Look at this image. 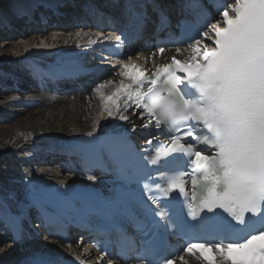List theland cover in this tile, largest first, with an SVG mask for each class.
<instances>
[{
    "label": "snow or ice",
    "instance_id": "snow-or-ice-1",
    "mask_svg": "<svg viewBox=\"0 0 264 264\" xmlns=\"http://www.w3.org/2000/svg\"><path fill=\"white\" fill-rule=\"evenodd\" d=\"M211 3L209 12L205 0H182V15L184 10H200L188 35L186 59L173 56L149 76L129 56L127 62L118 61V83L106 80L95 85L100 117L87 135H93L101 119L129 121L125 113L140 110L139 117L147 120L142 127L154 124L170 142L149 139L144 153H137L125 129L102 142L100 156L126 186L139 187L141 194L132 197L133 206L151 215L158 231L186 228L192 222L211 228V239L189 240L183 246V253L201 264H264V0ZM149 4L158 8L155 0H123L122 6L139 28ZM28 11V6L17 7L18 15ZM216 15L219 19L210 22ZM167 22L161 14L160 27ZM100 39L97 33L88 46ZM103 39L119 47L122 36L113 33ZM164 52L163 47L157 49ZM136 127L133 123L131 130ZM120 203L127 206L129 201ZM18 238L17 233L13 240ZM99 250L102 257L110 255L103 247ZM173 257L175 253L152 241L143 255L134 258L141 264H175ZM178 259L188 264L185 255ZM26 264L55 261L34 257Z\"/></svg>",
    "mask_w": 264,
    "mask_h": 264
},
{
    "label": "bare ground",
    "instance_id": "bare-ground-1",
    "mask_svg": "<svg viewBox=\"0 0 264 264\" xmlns=\"http://www.w3.org/2000/svg\"><path fill=\"white\" fill-rule=\"evenodd\" d=\"M3 20L4 17L0 14V23ZM77 33L80 35L77 36ZM83 36L85 31L72 32L55 28L46 33L18 36L8 42L0 41V72L6 70L4 74H0V93L5 94L6 90L7 94L9 88L18 93H11L12 95L0 101V119L14 118L16 122L14 125H0V160L5 161V167L0 170V200L5 204L9 203L15 210L20 207L17 188L25 178L28 181L31 177H36L37 181L46 184H102V178L97 173L84 171L82 162L75 155V146L81 136L93 131V122L100 117V101L92 89L106 80L118 83L121 77L117 69L112 75L102 73L92 81L82 78L80 81L89 89L85 94L71 83L62 81L66 73L59 62V52L55 50L72 45L75 43L74 38ZM187 49H184L183 55L189 54ZM141 61L147 64V68L153 62H161L153 55L144 56ZM15 73L18 76H14ZM57 85L60 87L59 91L52 93V87ZM32 103L35 104V111L26 112L24 109ZM139 111L130 109L125 113L131 118L129 121H120L116 117L101 119L93 135L123 132L126 129L128 137L136 138L142 146L153 132L149 126L142 127L147 120L139 117ZM19 114L25 116L19 117ZM133 123L137 125L135 132L131 130ZM44 153L53 160L45 159L41 170L24 172L20 166L21 161L28 160L33 154L38 155L41 161ZM32 160L29 159L28 163L35 162ZM90 176H95L96 179L90 180ZM29 255L53 256L68 264H101L93 252L80 245L77 240L66 246H59L54 241L14 244L0 237V264H20ZM190 261L191 264H200L191 259Z\"/></svg>",
    "mask_w": 264,
    "mask_h": 264
},
{
    "label": "rangeland",
    "instance_id": "rangeland-1",
    "mask_svg": "<svg viewBox=\"0 0 264 264\" xmlns=\"http://www.w3.org/2000/svg\"><path fill=\"white\" fill-rule=\"evenodd\" d=\"M4 71L6 72V70H2V72H0V74H4ZM14 76H18V73L16 74H13ZM9 85L11 84V82L9 83V82H7ZM13 84V83H12ZM0 91H1V89H0ZM17 94L18 95V93L16 92V91H14L13 89H11V88H9L8 90H7V94H6V90H5V94H1L0 93V101H3L4 100V98L6 97V96H8V95H10V94ZM33 94H35V92H32ZM11 94V95H12ZM20 95H23V94H20ZM24 110H27L26 112H32V111H35V104L34 103H32L31 105H29V106H27L26 107V109H24ZM25 114V113H24ZM19 117H24L25 115H18ZM16 122H15V119L14 118H12L11 120L10 119H0V125H14ZM35 155V154H34ZM38 156L36 155V156H34V157H32V159H35V162L34 163H32V164H29L28 162V160L30 159H25V160H23V161H21V164H20V166H21V168H23V170H29V171H32L33 169L34 170H41L42 168H43V165H44V161L42 162V161H39L38 159H36ZM4 165V166H3ZM3 167H5V161L3 160V159H1L0 160V170L3 168ZM26 167V168H25Z\"/></svg>",
    "mask_w": 264,
    "mask_h": 264
}]
</instances>
